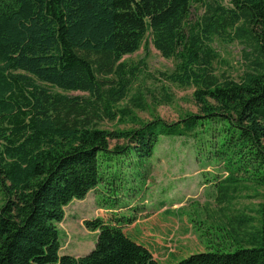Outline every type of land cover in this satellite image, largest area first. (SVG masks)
I'll return each instance as SVG.
<instances>
[{"label":"trees","instance_id":"1","mask_svg":"<svg viewBox=\"0 0 264 264\" xmlns=\"http://www.w3.org/2000/svg\"><path fill=\"white\" fill-rule=\"evenodd\" d=\"M194 5L204 7L196 20ZM149 34L174 61L165 81L194 88L199 112L176 123L144 122L116 107L138 70L123 58ZM216 40L243 46L240 80L216 74ZM132 103L144 110L140 96ZM118 116L139 127L98 126ZM161 138L192 140L200 154L215 149L230 173L220 200L241 172L264 200V0H0V264H162L116 214L85 221L98 238L82 257L60 255L58 229L74 200L95 189L118 194L126 179L109 173L126 161L142 169ZM259 213L261 227L237 251L175 264H264V202Z\"/></svg>","mask_w":264,"mask_h":264},{"label":"rangeland","instance_id":"2","mask_svg":"<svg viewBox=\"0 0 264 264\" xmlns=\"http://www.w3.org/2000/svg\"><path fill=\"white\" fill-rule=\"evenodd\" d=\"M203 12L204 7L194 5L191 19L196 20ZM214 47L220 53L214 65L216 74L240 80L246 69L243 46L216 40ZM123 61L138 70L127 98L117 108L130 107L144 122L161 118L176 123L187 113L199 112L193 87L165 81L162 74L173 71L174 61L160 54L150 34L141 48ZM53 91L72 97L87 95L56 88ZM136 96L141 97L144 110L134 108L132 98ZM134 122L121 121L118 116L114 121L104 118L98 126L108 131L130 130L139 127ZM196 146L186 138H161L154 156L142 169L135 171L126 161L109 173L126 179L118 194L95 189L85 199L70 203L58 224L60 255L78 258L90 253L98 232L90 231L85 221L109 219L115 214L128 219L129 223L121 225L124 232L147 247L162 264H175L196 253L235 252L245 246L243 240L261 227L259 209L264 200L257 194L262 191L244 181L248 177L244 172L236 173L233 179L237 181L229 185V197L220 200L218 185L229 176V167L215 156V149L200 154ZM104 201L107 207L101 205ZM242 218H251V222L242 225Z\"/></svg>","mask_w":264,"mask_h":264}]
</instances>
